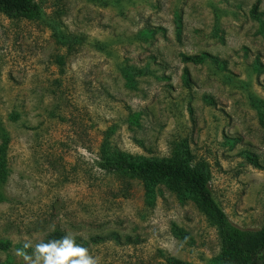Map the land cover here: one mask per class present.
<instances>
[{"label": "rangeland", "instance_id": "1", "mask_svg": "<svg viewBox=\"0 0 264 264\" xmlns=\"http://www.w3.org/2000/svg\"><path fill=\"white\" fill-rule=\"evenodd\" d=\"M33 1V19L0 14V241L35 245L54 229L97 264H217L216 227L161 186L147 202L141 182L100 170L108 148L163 159L184 144L229 221L264 226V129L249 98L264 102V0ZM143 28L157 31L149 43ZM201 53L222 65L179 58ZM121 66L143 71L134 89ZM111 233L119 242H89ZM7 259L25 264L12 248Z\"/></svg>", "mask_w": 264, "mask_h": 264}, {"label": "trees", "instance_id": "2", "mask_svg": "<svg viewBox=\"0 0 264 264\" xmlns=\"http://www.w3.org/2000/svg\"><path fill=\"white\" fill-rule=\"evenodd\" d=\"M41 10L33 0H0V14L9 19H33L40 14ZM251 17L259 19L257 5L250 10ZM176 32L179 30V20L175 22ZM160 30V29H158ZM156 29L143 28L137 36L143 42L149 43L153 39ZM180 61L184 63L199 64L206 59L212 60L217 65H222L215 57L206 53L198 55H179ZM262 68V67H261ZM121 75L128 89H134L135 76L142 75L143 71L131 66H121ZM252 106L257 110L259 125L264 129V102L255 101L249 96ZM11 116V119H15ZM136 115L130 116L129 122L136 125ZM7 135L0 128V190L4 186L8 169L6 167ZM254 166H258L255 159H249ZM100 170L114 175L118 179L136 180L141 182L147 202H152L155 191L160 186L171 192L179 201H191L198 212L216 227L219 237V253L216 258L217 264H264V226L257 230H242L232 224L219 204L215 201L209 186V172L207 168L190 163V155L184 144L177 146L172 157L153 159L141 156H131L119 150L107 149L98 163ZM0 200H2L0 192ZM172 235L181 242L190 245L192 239L184 230L175 225L171 226ZM64 233L53 230L45 235L44 240L59 238ZM119 242L120 237L111 233L107 236H93L89 242L97 244L107 240ZM76 243L87 247V242L75 239ZM126 244L133 243L129 237H125ZM23 245L11 246L7 240L0 241V251L8 252L11 248L16 252L22 250L31 254L32 249H23ZM163 257L165 264H184L182 261L166 256ZM0 264H23L13 262L11 259Z\"/></svg>", "mask_w": 264, "mask_h": 264}, {"label": "clouds", "instance_id": "3", "mask_svg": "<svg viewBox=\"0 0 264 264\" xmlns=\"http://www.w3.org/2000/svg\"><path fill=\"white\" fill-rule=\"evenodd\" d=\"M22 247L32 248L31 254L17 250V255L22 257L25 264H97L88 250L76 243L75 237L68 233L59 238H42L35 245L26 242Z\"/></svg>", "mask_w": 264, "mask_h": 264}]
</instances>
